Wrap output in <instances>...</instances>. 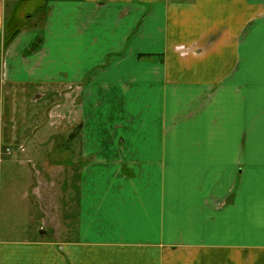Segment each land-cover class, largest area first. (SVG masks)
I'll list each match as a JSON object with an SVG mask.
<instances>
[{
	"label": "crops",
	"instance_id": "crops-1",
	"mask_svg": "<svg viewBox=\"0 0 264 264\" xmlns=\"http://www.w3.org/2000/svg\"><path fill=\"white\" fill-rule=\"evenodd\" d=\"M23 1L0 0V208L21 149L70 162L80 233H0V264H264V0ZM24 168L12 206L62 208Z\"/></svg>",
	"mask_w": 264,
	"mask_h": 264
},
{
	"label": "rangeland",
	"instance_id": "rangeland-1",
	"mask_svg": "<svg viewBox=\"0 0 264 264\" xmlns=\"http://www.w3.org/2000/svg\"><path fill=\"white\" fill-rule=\"evenodd\" d=\"M45 0H30L23 1L21 5L22 10H29L30 12L36 13L40 9L41 12L44 11L46 6H44ZM41 24L40 22H33ZM67 126L70 127L69 117H65ZM56 126V125H54ZM65 128V127H64ZM51 132L47 133V136H50L48 140L60 141L65 144V142H69V131L67 129L64 132ZM59 137V138H58ZM54 139V140H53ZM10 149V151L8 150ZM13 150L10 147H2L0 150V161L1 157L4 159V156L12 153ZM24 150L21 149L20 152L16 153L15 160L21 161V164L15 165L12 170H7L6 165L4 164V168L2 172L3 175V197H2V205L3 208H0V233L2 235V239H12V240H29V239H43L48 241H63V240H75L79 231L76 228V222H72V215L76 208H70L74 206L75 200L72 199L70 195V186L72 182V174L76 172V165H70V162L65 164V166H46L40 165L38 163V159L29 164H23V154ZM69 161V160H68ZM67 161V162H68ZM30 167L29 172L32 174H54L58 172L59 175L62 176L63 180L66 177V182L62 180L63 184V195L57 196L58 202L62 208H23V203L16 204V206H12L13 204L9 201L10 197L7 194L6 186L9 183L8 177L13 174L18 178L19 175H23L26 168ZM50 168H54L55 170H50ZM9 175V176H8ZM19 183V182H17ZM20 184V183H19ZM54 196V190L51 188L48 191L46 196V200L49 201L50 204L56 203V198ZM21 201V198H19ZM13 202V200L11 199ZM31 202L33 205L38 206L39 201L35 197H31ZM41 230L44 231L41 234ZM61 246V245H60Z\"/></svg>",
	"mask_w": 264,
	"mask_h": 264
},
{
	"label": "built area",
	"instance_id": "built-area-1",
	"mask_svg": "<svg viewBox=\"0 0 264 264\" xmlns=\"http://www.w3.org/2000/svg\"><path fill=\"white\" fill-rule=\"evenodd\" d=\"M10 151V149H8Z\"/></svg>",
	"mask_w": 264,
	"mask_h": 264
}]
</instances>
